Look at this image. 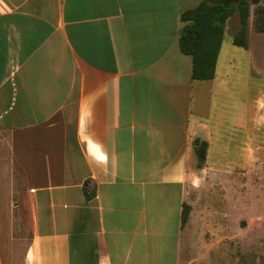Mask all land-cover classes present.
<instances>
[{
  "label": "crops",
  "instance_id": "obj_1",
  "mask_svg": "<svg viewBox=\"0 0 264 264\" xmlns=\"http://www.w3.org/2000/svg\"><path fill=\"white\" fill-rule=\"evenodd\" d=\"M203 2L0 0V194L31 218L27 264H224L207 235L236 210L227 138L257 134V97L242 126L219 61L193 80L181 16Z\"/></svg>",
  "mask_w": 264,
  "mask_h": 264
},
{
  "label": "rangeland",
  "instance_id": "obj_2",
  "mask_svg": "<svg viewBox=\"0 0 264 264\" xmlns=\"http://www.w3.org/2000/svg\"><path fill=\"white\" fill-rule=\"evenodd\" d=\"M246 5L249 8L247 48L234 45V38L242 29L237 11L225 24L217 62L219 77L229 75L231 83L245 87L247 95L230 92L224 99L221 95L219 98L227 121L236 118L242 126H246L249 107L254 106L255 98L258 101L264 97V0L257 4L246 0ZM257 116V134L245 137L243 129L241 138L237 133L235 139L227 138L230 154L233 143L239 140L242 143V168L234 171L239 193L236 210L226 207L225 228L217 224V234L207 235L210 240L221 241L224 264H264V100L257 103ZM8 189L2 187L0 194V264H27L33 241L31 218L27 212L15 209V202L8 199ZM225 202L228 203V198ZM221 205L216 203V208H223Z\"/></svg>",
  "mask_w": 264,
  "mask_h": 264
},
{
  "label": "trees",
  "instance_id": "obj_3",
  "mask_svg": "<svg viewBox=\"0 0 264 264\" xmlns=\"http://www.w3.org/2000/svg\"><path fill=\"white\" fill-rule=\"evenodd\" d=\"M253 2L257 4L259 0ZM237 11L240 14L242 29L235 36L234 45L247 48L249 8L246 0H204L195 10L187 11L181 16L186 26L181 33L179 46L183 54L193 59V80L205 82L215 79L225 24ZM86 187L88 183L85 189ZM188 216L189 207L185 206L183 224L187 222Z\"/></svg>",
  "mask_w": 264,
  "mask_h": 264
},
{
  "label": "clouds",
  "instance_id": "obj_4",
  "mask_svg": "<svg viewBox=\"0 0 264 264\" xmlns=\"http://www.w3.org/2000/svg\"><path fill=\"white\" fill-rule=\"evenodd\" d=\"M262 100H264V97H261V98L257 101V103L259 104ZM102 157H103V159L100 158V160L98 161V163H99V162H105V163H106V161H107V157H104V156H102ZM194 186L197 187V188L200 186L199 178H197V180L194 182Z\"/></svg>",
  "mask_w": 264,
  "mask_h": 264
},
{
  "label": "snow or ice",
  "instance_id": "obj_5",
  "mask_svg": "<svg viewBox=\"0 0 264 264\" xmlns=\"http://www.w3.org/2000/svg\"><path fill=\"white\" fill-rule=\"evenodd\" d=\"M100 158H101V159H103V157H102V156H101Z\"/></svg>",
  "mask_w": 264,
  "mask_h": 264
}]
</instances>
